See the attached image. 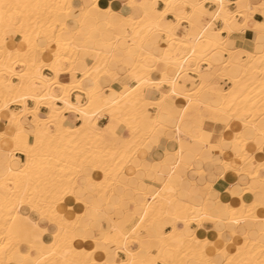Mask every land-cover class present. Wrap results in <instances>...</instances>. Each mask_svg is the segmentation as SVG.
I'll list each match as a JSON object with an SVG mask.
<instances>
[{
  "label": "snow or ice",
  "instance_id": "snow-or-ice-1",
  "mask_svg": "<svg viewBox=\"0 0 264 264\" xmlns=\"http://www.w3.org/2000/svg\"><path fill=\"white\" fill-rule=\"evenodd\" d=\"M253 145L264 0H0V264H264Z\"/></svg>",
  "mask_w": 264,
  "mask_h": 264
},
{
  "label": "crops",
  "instance_id": "crops-1",
  "mask_svg": "<svg viewBox=\"0 0 264 264\" xmlns=\"http://www.w3.org/2000/svg\"><path fill=\"white\" fill-rule=\"evenodd\" d=\"M77 2H86V0H77ZM126 2V0H102L100 2V4L102 6H105V7H109L111 6L113 8L114 11L116 12H119L121 10V8L123 7L124 3ZM191 83L190 82H187V87L188 88H191ZM74 97H73V102H74ZM180 101L181 100H178L177 99V106L179 107L180 106ZM162 149H161V152L160 153H154V155H158V154H162ZM259 151L255 148V146H251V151H250V154L251 155H256ZM234 173H229L228 174V177L226 180H222V181H219L218 184H217V187H216V191L218 193H221V195L224 197L223 200L227 199V198H231L233 199V204L234 205H238V203H240L239 201V197H233V196H230V194L224 192V188L230 184V183H235V180L238 179V177H235L233 175ZM79 207V206H77ZM196 231L198 232L197 233V236L201 239V240H204L206 238L207 241L209 242H212L216 239V236H217V233L215 231V226L214 225H208V226H205V227H202V228H197ZM203 232V233H202ZM203 238V239H202ZM102 254V253H101ZM101 254H98V255H101Z\"/></svg>",
  "mask_w": 264,
  "mask_h": 264
},
{
  "label": "bare ground",
  "instance_id": "bare-ground-1",
  "mask_svg": "<svg viewBox=\"0 0 264 264\" xmlns=\"http://www.w3.org/2000/svg\"><path fill=\"white\" fill-rule=\"evenodd\" d=\"M102 0H98V2L100 3ZM206 66V65H205ZM191 75V74H190ZM190 82V81H189ZM191 83V82H190ZM165 88L169 87L168 85H164ZM178 100H181L182 98H177ZM250 157H251V160L255 163L256 167L259 168L260 164L261 163H264V153H261V152H258L256 155H251L249 153ZM94 175H99L100 179L103 180L104 178V174L103 172H100V171H96L94 172ZM235 176V174H233ZM236 177V176H235ZM231 196V195H230ZM238 198V197H237ZM234 199V198H233ZM233 199L231 198H227L225 200H222V203L224 204H227L230 208H233V209H238L240 207V203H238V205H234L233 204ZM239 199V198H238ZM240 201V199H239ZM75 203V202H73ZM71 207V206H69ZM72 211L75 212V208H72ZM200 229V228H199ZM196 233H198L196 231ZM203 233V232H202ZM197 239L201 240L198 236H197ZM203 239V238H202ZM206 240V238L204 239ZM204 240H201V241H204ZM78 243L80 244H85L87 242L85 241H78ZM211 243V242H210ZM102 255V254H101Z\"/></svg>",
  "mask_w": 264,
  "mask_h": 264
},
{
  "label": "rangeland",
  "instance_id": "rangeland-1",
  "mask_svg": "<svg viewBox=\"0 0 264 264\" xmlns=\"http://www.w3.org/2000/svg\"><path fill=\"white\" fill-rule=\"evenodd\" d=\"M191 87H192V85H191Z\"/></svg>",
  "mask_w": 264,
  "mask_h": 264
}]
</instances>
